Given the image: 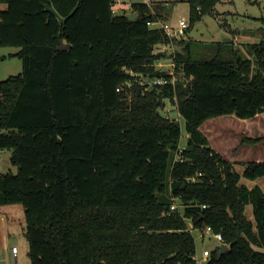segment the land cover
Returning a JSON list of instances; mask_svg holds the SVG:
<instances>
[{
  "label": "trees",
  "instance_id": "16d2710c",
  "mask_svg": "<svg viewBox=\"0 0 264 264\" xmlns=\"http://www.w3.org/2000/svg\"><path fill=\"white\" fill-rule=\"evenodd\" d=\"M185 1L192 27L221 0ZM0 5V47L22 63L0 80V151L17 167L0 173V208H23L30 264H196L192 230L207 226L229 250L203 264H264V190L241 182L264 177V161L240 173L200 130L264 113V40L247 45L253 60L230 42L172 40L148 24L160 2L131 3L133 20L116 0ZM170 42L183 45L154 51ZM167 57L174 82L145 90L140 76L171 80L156 66ZM165 100L185 121L182 147Z\"/></svg>",
  "mask_w": 264,
  "mask_h": 264
},
{
  "label": "rangeland",
  "instance_id": "374dc122",
  "mask_svg": "<svg viewBox=\"0 0 264 264\" xmlns=\"http://www.w3.org/2000/svg\"><path fill=\"white\" fill-rule=\"evenodd\" d=\"M133 2H143V0H116L114 10L118 14L124 11L130 13V4ZM159 2L162 6V10H159L162 14L160 21H167L174 26L182 19L187 22L185 35L182 37L185 41H199L201 46H206L212 41L230 42L234 49L240 50L241 54L253 60L254 57L248 53L247 45L264 40V0H221L216 4L211 14L203 16L192 27L189 24V4L187 1L154 0L152 5ZM122 6H125L126 9L122 10ZM0 9H3V5H0ZM182 45L183 43L177 44L176 42H170L166 45L160 44L155 47L154 51H166L167 54H171L176 46L181 47ZM67 46V41L61 40L60 47L65 48ZM18 50L19 48L14 46L0 47V80L18 75L22 71L21 60L15 56ZM195 52L198 55H207L209 49L196 47ZM171 57L158 61L156 66L168 72L173 71L174 63ZM142 79L145 81V78ZM129 98L130 95L128 94L126 99L129 100ZM164 103L160 112L163 116L176 119L179 122L181 128L179 146L182 147L187 140L185 121L177 112L176 105L168 100H165ZM242 122V119L233 115H222L206 120L200 127V130L208 137L212 149L218 154L225 157L228 156L227 152L236 151L235 158L239 159V162L234 167L240 173L243 171V163L253 161L256 157L264 159V138L249 141L252 138L264 136V114L253 119L248 126ZM256 128L258 129L256 130ZM10 157V151L5 150L3 154L0 153V173L17 172V167L11 163ZM262 179L260 184L264 189V177ZM241 182L251 185L245 179H241ZM175 203L179 210L183 209L178 200ZM19 209L23 213H20ZM9 210L12 220L6 223L7 249L4 248L3 243L5 230L0 226V264H30L23 208L16 204L10 205ZM247 214H250V207L247 208ZM192 234L195 239L196 254L199 257L204 249L211 251L218 246V242L208 235L202 238L198 229L192 230ZM13 246L17 248L16 257L11 251Z\"/></svg>",
  "mask_w": 264,
  "mask_h": 264
},
{
  "label": "built area",
  "instance_id": "2783aa9c",
  "mask_svg": "<svg viewBox=\"0 0 264 264\" xmlns=\"http://www.w3.org/2000/svg\"><path fill=\"white\" fill-rule=\"evenodd\" d=\"M143 2L146 3L147 5H152L154 0H143ZM148 24L150 26L158 25L160 28H162L165 31V33L168 35V37L170 39H172V40L174 38H182L185 35L184 34L185 33V29L188 26L187 22L184 19L179 20L177 22L176 26H174L173 24H170L167 21H163V22L162 21L149 22ZM168 73L172 76L171 80H169V81H167L164 78H156V79H153V80L144 81L142 79L143 76H140L139 77V83L140 84H147L146 85L147 87H145V90H149V89L153 88L155 85H164V84H167V83H173L174 79H175V75H176V73L174 71V67H173V71H170ZM141 81H143L145 83H142ZM203 207H205V206H203ZM176 208H177V205H176L175 200H174L172 205L170 206V210H175ZM199 231L201 233V237L202 238H204L206 235H208L209 237L215 239L218 242V246L222 245V241L223 240H222L221 234L212 232V229L209 226L204 227L202 229H199ZM11 251H12V254L16 257L17 248L13 246L11 248ZM210 252L211 251L209 249H204L202 251V254H201L200 257L197 256V254H195L193 256V259L196 261V264H203L204 262H206L207 259L209 258Z\"/></svg>",
  "mask_w": 264,
  "mask_h": 264
},
{
  "label": "crops",
  "instance_id": "0c3cea01",
  "mask_svg": "<svg viewBox=\"0 0 264 264\" xmlns=\"http://www.w3.org/2000/svg\"><path fill=\"white\" fill-rule=\"evenodd\" d=\"M131 5V4H130ZM121 9L123 10V9H126V7L125 6H122L121 7ZM264 113H262V114H259V115H263ZM259 115H257V116H255L254 118H252V119H242L243 120V122L242 123H245L246 124V126H248L249 125V122H251V121H253V119H255L256 117H258ZM258 128L259 129H261V127L260 126H258ZM258 128H256V130L258 129ZM259 131V130H258ZM259 137H261V136H259ZM208 138V137H207ZM258 138V137H257ZM209 140V139H208ZM211 146V145H210ZM0 153L1 154H3L4 153V151H0ZM227 154H228V156H225L224 158L227 160V161H229V162H232L234 165L237 163V162H239V159H236L235 158V154H236V151H233V152H231V153H229V152H227ZM253 161H256V162H260V161H264V159H262V157H256ZM247 162H252V161H247ZM261 180H263L262 178H260V179H257V180H255V181H248V180H246V181H248V182H250L251 183V185L250 186H252L253 184H259L261 187H262V184H260V181ZM245 183V182H244ZM248 185V184H247ZM263 189V188H262ZM264 190V189H263ZM19 212L20 213H23L22 212V210L21 209H19ZM10 220H12V218H11V212H10V210H9V206H4V207H1L0 208V226L2 227V228H4V230H5V233H4V235H3V243H4V248L5 249H7V242H8V236H7V230H6V223H9V221Z\"/></svg>",
  "mask_w": 264,
  "mask_h": 264
},
{
  "label": "water",
  "instance_id": "95a60500",
  "mask_svg": "<svg viewBox=\"0 0 264 264\" xmlns=\"http://www.w3.org/2000/svg\"><path fill=\"white\" fill-rule=\"evenodd\" d=\"M127 17H128L129 20H133V19H135V17H137V15L132 13V12H130V13L127 14ZM228 250H229V246L226 245V244H222V245H220L219 253H223V252H226Z\"/></svg>",
  "mask_w": 264,
  "mask_h": 264
}]
</instances>
